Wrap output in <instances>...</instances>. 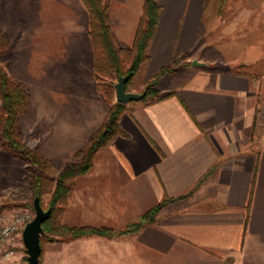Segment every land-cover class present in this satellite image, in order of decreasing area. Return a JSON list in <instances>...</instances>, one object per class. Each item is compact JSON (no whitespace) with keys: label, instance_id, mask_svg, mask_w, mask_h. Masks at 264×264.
<instances>
[{"label":"crops","instance_id":"1","mask_svg":"<svg viewBox=\"0 0 264 264\" xmlns=\"http://www.w3.org/2000/svg\"><path fill=\"white\" fill-rule=\"evenodd\" d=\"M144 1H110L109 24L121 48L133 43ZM158 4L141 73L149 80L182 56L190 65L182 78L166 79L173 81L169 90L161 87L173 96L127 105L124 134L72 181L62 222L119 231L163 199L172 201L137 233L51 243L55 261L48 264H264V78L257 68L264 59V0ZM81 11L88 13L82 0H0V32L23 18H45L46 27L48 18ZM223 32L235 34L232 45L242 49L234 58L216 55ZM196 59L206 65H192ZM221 61L238 69L223 70ZM87 106L78 119L56 120L53 140L40 141L59 169L98 130Z\"/></svg>","mask_w":264,"mask_h":264},{"label":"rangeland","instance_id":"2","mask_svg":"<svg viewBox=\"0 0 264 264\" xmlns=\"http://www.w3.org/2000/svg\"><path fill=\"white\" fill-rule=\"evenodd\" d=\"M23 19L25 20L23 24H12L8 28L9 31L3 34L6 36L7 41L3 49L4 53L0 56V65L6 69L13 80L24 85L31 94L30 107L26 114L19 117L18 122L19 129L28 147L31 149L39 148L41 151V139L44 138L48 142L53 140L54 129L51 128L53 123L56 120L65 119L66 116L69 119H78L83 113L81 106L88 105L90 110H95L93 113H88V115L90 118L96 116L93 120L98 124V130L71 154L67 166L75 160V153L80 151L97 134L108 115L106 112H109L111 106L117 102L116 94L112 103H109L99 91H93L95 58L93 42L88 33L90 21L88 13L81 11L76 17L48 18L50 20L45 23L46 27L43 25V20H47L45 18L28 17ZM226 27L222 26L221 30ZM1 34L2 32H0V37ZM220 35H222V42L216 44L218 47L216 55L219 59L222 57L225 60L234 58L241 53L242 49L233 46L230 40L232 35L235 34L223 32ZM130 48L122 49L129 50ZM185 58L182 56L175 59L174 61H179L176 71L161 77L157 87L161 96L171 93L161 90V87L169 90L168 88L173 84V81L170 83L166 79L175 74H178L176 78L183 77L184 71L182 68L190 65L189 62L184 60ZM221 62L222 64L219 66L223 70L238 69V67L226 61ZM145 65L128 84V91L138 86L139 93H142L146 85L154 80L157 74L147 80L146 74L141 73ZM128 67L129 64H126L125 68ZM257 68L263 73L261 74L264 78V59L257 64ZM163 79L164 83L162 82ZM94 84L96 86L97 81ZM88 86L90 87L88 88ZM150 100L156 99L150 97L145 102ZM133 102L125 104L126 109L127 105ZM261 104L264 108V96ZM106 148L99 150L97 153L106 150ZM44 158L52 162L58 173L66 167L59 169V166L51 159L45 156ZM81 159L82 156L77 158L78 161ZM29 168L27 161L5 151L0 140V205L6 206L0 213L5 214L7 217L23 210L33 211L35 214L34 207H32L35 194ZM49 178L54 180L56 175H50ZM53 191L54 183H47L41 195V202L45 209L50 204ZM131 224H127L119 231H113L122 232ZM120 235L124 234L116 236ZM55 241L61 240H57L54 236H42L41 264H45L46 258L47 264L54 263L56 246L51 245V243ZM70 252L69 250V255H71ZM49 254H52V259L49 258ZM26 258V248L21 237L15 247L14 256L0 262V264H28Z\"/></svg>","mask_w":264,"mask_h":264},{"label":"trees","instance_id":"3","mask_svg":"<svg viewBox=\"0 0 264 264\" xmlns=\"http://www.w3.org/2000/svg\"><path fill=\"white\" fill-rule=\"evenodd\" d=\"M110 1L82 0L90 18L88 33L93 42L94 76L98 91L107 102L112 103L115 95L114 85L119 77L126 76L128 78L126 82L128 91V84L142 66L149 62V47L155 35L161 8L158 0L144 1L143 14L133 44L129 50H123L119 47L109 24ZM6 41V36L2 35L0 37V56L4 53ZM126 64H129L128 68H125ZM178 64L179 61L176 60L170 66L160 69L154 80L149 82L142 91L145 92L142 101L150 97L162 100L174 95L171 92L161 96L157 87L161 77L165 74L174 73ZM30 99L29 90L21 83L13 80L6 69L0 65V140L3 149L29 163L34 194L35 197L40 198V201L46 184L54 183L50 204L47 209L43 207L45 210L51 209V213L42 223L44 229L42 236L49 235L56 237L57 240L73 241L91 236L110 238L118 234L137 233L143 225L154 222L161 209L172 201L170 198L163 199L162 202L143 214L139 221L132 223L122 232H115L106 228L65 225L62 222V217L71 193L72 181L85 175L93 167L95 155L99 150L108 147L116 136L124 134L120 126V117L126 111V105L118 101L113 104L97 134L80 151L75 153V160L58 173L52 162L44 158L39 148L31 149L28 147L19 129V117L27 113L30 107ZM81 156L82 159L78 161L77 158ZM50 175H56V178L51 180ZM5 207V205H0V212ZM247 222L245 227H247ZM42 236L40 237L41 246ZM42 251L39 264H41Z\"/></svg>","mask_w":264,"mask_h":264},{"label":"water","instance_id":"4","mask_svg":"<svg viewBox=\"0 0 264 264\" xmlns=\"http://www.w3.org/2000/svg\"><path fill=\"white\" fill-rule=\"evenodd\" d=\"M194 66H204L205 63L200 62L198 59L192 61ZM128 78L126 76L119 77L115 83L116 101L127 104L133 101H141L145 97V92H130L126 89V82ZM35 210L34 219L27 223L23 233L22 239L26 248L28 264H39L42 246L40 243V237L44 234L42 223L49 217L51 209L45 210L41 205L40 198L35 197L33 202Z\"/></svg>","mask_w":264,"mask_h":264},{"label":"built area","instance_id":"5","mask_svg":"<svg viewBox=\"0 0 264 264\" xmlns=\"http://www.w3.org/2000/svg\"><path fill=\"white\" fill-rule=\"evenodd\" d=\"M35 217L33 211L23 210L7 217L0 213V262L15 254V247L27 223Z\"/></svg>","mask_w":264,"mask_h":264}]
</instances>
